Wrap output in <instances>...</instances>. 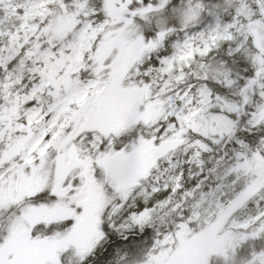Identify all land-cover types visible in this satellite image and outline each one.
I'll return each mask as SVG.
<instances>
[{"label":"rangeland","instance_id":"374dc122","mask_svg":"<svg viewBox=\"0 0 264 264\" xmlns=\"http://www.w3.org/2000/svg\"><path fill=\"white\" fill-rule=\"evenodd\" d=\"M130 1L109 0V28L75 20L81 9L78 0L68 1L73 14L61 7L60 0H21L0 6L1 36L15 38L26 31L44 35L24 70L32 82L22 103L36 99V104L10 131L31 136L20 162L0 175V212L7 213L46 189L58 198L15 213L0 243V264L82 261L103 244L101 218L107 206L113 215L125 201L145 205L154 194L177 188L183 164L193 162L197 150L205 148L191 141L190 134L186 140L188 131L217 141L234 128L232 115L238 114V106L216 99L206 85L196 93H179L171 81L184 68L195 67L214 46L235 43L236 51L249 38L256 73L264 66V22L256 18L261 10L250 7V0H226L237 2L238 16L224 23L216 18L208 21L196 5L188 4L187 21L195 20L198 26L173 44L169 57L142 74L149 76L144 81L135 79L132 71L144 52L141 36L126 28L130 23L125 8ZM256 3L264 9V0ZM115 22L122 25L119 31ZM88 66L96 73L81 79ZM257 89L264 102V83H258ZM43 94L47 97L41 102ZM258 122L264 123V103L253 115V124ZM142 128L149 137L138 132ZM120 138L125 140L122 151L112 146ZM100 144L108 149L98 155L94 150ZM245 161L235 169L240 171L242 187L236 190L239 184L230 176L223 180L188 224L155 241L143 264H210L211 259L229 258L250 237L245 232L253 225L257 238L264 230V205L255 207L264 190V160L253 155V181L251 158ZM145 210L133 218L135 224L145 219ZM117 221H109L110 226ZM51 222L60 224L54 229L63 223L68 228L35 230ZM35 231L46 234L38 236ZM256 264H264V257Z\"/></svg>","mask_w":264,"mask_h":264},{"label":"trees","instance_id":"16d2710c","mask_svg":"<svg viewBox=\"0 0 264 264\" xmlns=\"http://www.w3.org/2000/svg\"><path fill=\"white\" fill-rule=\"evenodd\" d=\"M68 1L60 0V5L67 13L73 14ZM78 1L81 9L78 15H74L75 20L88 21L101 27L105 24L103 28L111 27L108 22L111 20L107 7L109 0ZM250 1L251 3L253 1V6L250 7L260 9L259 13L262 14L259 16H264V9L257 5L256 0ZM188 4L196 5L208 21L216 18L229 23L235 15L238 16L236 1L131 0L125 8L124 17L130 23L126 28H132L141 36L143 44L141 50L144 52L143 60H139L132 68L135 79L142 77V80H148L149 76L144 78L142 74L156 67L159 59L169 57L173 53V44L198 26L195 20L192 23L187 21L188 10H185V7ZM121 26L118 22L114 24L117 31ZM43 36L30 31L21 32L15 38H10L8 34L0 35V175L20 162L23 148L31 136L29 133L9 132L16 123L23 121L24 114L30 106L36 104V99L22 103V97L28 93L32 82V76L24 73V70L34 57L35 51L39 48L37 44L42 41ZM250 46V40L236 51L233 50L234 44L229 42L214 46L195 67L184 68L171 81L172 85L177 86L179 93L186 90L196 93L202 85H206L213 97L220 95V99L238 106V114L232 115L233 131L217 141H210L188 131L185 134L186 140L190 134L191 141H197L200 145H205V148L200 147L197 150V157L193 162L183 164L177 188L172 192L167 190L154 194V198L145 205L139 201L133 205L125 201L121 210L113 215H109L110 210L107 206L101 218L103 244L82 261L68 260L63 264H143L155 241L173 234L181 225L188 224L201 203L218 190L223 180L230 176L239 184L236 190L242 187L243 179L237 175L240 171L235 170L237 166L247 164L245 160L252 158L254 154H258L264 160V123L253 124L252 130L251 122L252 102L253 115L261 109L264 102L260 101L258 93L251 96L250 84L252 81L253 84L261 82L264 73L260 76L253 73V51ZM96 71L97 69L92 66L85 67L80 73V78H88ZM221 75L226 77L230 85H225L226 80H222ZM46 97L47 95L43 94L40 97L41 102ZM138 132L148 136L145 128ZM124 142V138L115 139L112 146L118 150ZM107 149L108 147L100 144L94 153L101 155ZM57 199L54 193L46 189L24 198L13 205L7 213L0 212V231L3 232L0 243L5 237L9 222L21 208L44 205ZM114 203L117 204L116 201ZM250 205L253 208V204ZM263 205L264 190L260 192L255 207ZM143 208L146 209L145 219L140 224H135L133 218L143 213ZM115 218L118 221L114 226H110L109 221ZM66 224L63 223L59 229H54L60 224L41 223L35 230L54 229L63 232L68 228ZM255 229V225L249 227L245 233L250 237L242 242L229 258L212 259L210 264H256L258 259L264 257V230L254 239ZM34 234L42 236L46 233L35 231Z\"/></svg>","mask_w":264,"mask_h":264},{"label":"flooded vegetation","instance_id":"af4514ba","mask_svg":"<svg viewBox=\"0 0 264 264\" xmlns=\"http://www.w3.org/2000/svg\"><path fill=\"white\" fill-rule=\"evenodd\" d=\"M258 71L261 73V72L264 71V69L263 70H258ZM251 96L253 97V88L251 89ZM251 118H252L251 122H252V130H253V102H252V106H251ZM251 166H252V169H253V156L251 158Z\"/></svg>","mask_w":264,"mask_h":264},{"label":"water","instance_id":"95a60500","mask_svg":"<svg viewBox=\"0 0 264 264\" xmlns=\"http://www.w3.org/2000/svg\"><path fill=\"white\" fill-rule=\"evenodd\" d=\"M16 1H19V0H0V5L11 4V3L16 2Z\"/></svg>","mask_w":264,"mask_h":264},{"label":"bare ground","instance_id":"6f19581e","mask_svg":"<svg viewBox=\"0 0 264 264\" xmlns=\"http://www.w3.org/2000/svg\"><path fill=\"white\" fill-rule=\"evenodd\" d=\"M154 244L151 246L153 248Z\"/></svg>","mask_w":264,"mask_h":264}]
</instances>
